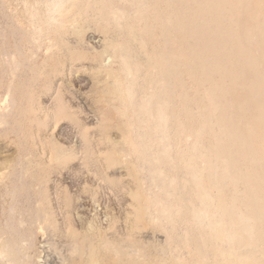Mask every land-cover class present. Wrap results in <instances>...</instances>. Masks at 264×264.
<instances>
[{
    "label": "bare ground",
    "instance_id": "bare-ground-1",
    "mask_svg": "<svg viewBox=\"0 0 264 264\" xmlns=\"http://www.w3.org/2000/svg\"><path fill=\"white\" fill-rule=\"evenodd\" d=\"M89 18L101 23L102 36H90L100 50L72 57L87 42L70 36ZM86 70L99 84L89 116L102 135L105 121L121 119L137 219L152 215L165 257L87 223V233H65L60 264H264L263 0H0V134H15L20 146L14 163L0 165V264H49L33 252L41 232L42 251L56 246L37 150L90 165L97 154L118 158L107 136L97 143L107 150L94 152L59 93L60 82ZM40 88L53 90L47 106ZM61 119L78 157L55 141Z\"/></svg>",
    "mask_w": 264,
    "mask_h": 264
},
{
    "label": "rangeland",
    "instance_id": "rangeland-1",
    "mask_svg": "<svg viewBox=\"0 0 264 264\" xmlns=\"http://www.w3.org/2000/svg\"><path fill=\"white\" fill-rule=\"evenodd\" d=\"M84 23L85 24L83 25V29L81 30L82 33L80 32L81 34L80 33L73 34L70 37H72V40H73V38H75L74 36L76 35L77 41L81 42V44L85 45V43L86 42L87 43L85 47L81 45L79 49L73 52L72 57L79 56V55L89 56L88 54L91 55L96 50L97 51L100 50L99 47L95 43V39H92L90 36L93 34L96 36H102L100 32L101 23L97 22L96 20H93L92 18H89ZM87 25L88 26L90 25V26L88 27ZM91 27H93L92 30H91ZM87 28H89V31ZM87 44L89 46H87ZM87 47L88 48L90 47L89 51L88 49H86ZM91 49L92 51H90ZM81 72L77 74L76 73L71 74L67 82H62V84L60 82L59 86H57L55 82H52V86L55 88L59 87L58 88L59 93L63 96V98L66 101L69 102L68 104L71 108V112L73 116L76 119H78V121L80 120L79 121L80 124L82 123L80 125L81 128L83 127L86 129L85 130L86 136L92 139L93 143L95 142L93 144L94 152H97V150L98 151L107 150L109 143H105L104 141H102L103 144H101V146L99 145L101 143L100 141L102 139H105L104 136H107L109 138V139L107 138L109 141H111V139L112 141L115 140L114 142L111 141L110 143L114 144V147L116 148L117 151L121 149L118 152L120 154L122 153L123 154L119 155L118 153V158H117V153H116L115 155L116 159L113 158L108 161L106 160L105 155L103 156L101 155L100 157V155L98 156L97 154L98 157L96 155L95 157L99 158V160L95 164L91 163L90 165V163L87 164L86 162L80 163L81 162L79 161L80 158H75V157L69 160L66 159L67 162L65 159L64 160L61 159L60 161V159H58L56 156L49 155L48 152L50 151L48 148L44 147L43 150H41L42 148H40L39 150L36 149L38 152L43 151L42 153H40L42 154V156L40 158L41 162H39L38 167L44 169V170L41 169L42 173L45 171L44 172L45 174L43 173L44 176L41 175L42 180H39V184L41 182L42 184H44L45 182V184L43 185V188L45 190L46 202L48 206H50L49 209H51L50 211L52 212V216L54 217L53 220L54 222H56V226L57 225L59 226H57L56 235L52 237L54 239L53 241L55 242L56 246L54 248H46L45 251H42L43 249L40 248V246L45 244L44 238H46L45 237L46 235L43 232H41V233H38L36 237V241H35L36 246L33 252H36L37 250L36 253L48 259L49 264H60L61 262L60 257H62L63 255L67 253L66 247H65L66 246L65 240H67L65 238L66 237L65 233L67 235L77 234L78 236H80L85 232L87 233L88 226H89L88 224H92V225L94 224V226L98 225L97 227L101 229L102 232L104 231L103 234H105L106 238L110 236L108 237L109 240L114 235H116L117 238L113 237L111 240L122 241L123 239L127 237H132L133 239L137 237V240L139 239L138 241H139L140 247L144 250L146 249V252H148V254H151L152 257L159 256V258H164L165 256L159 253L160 249L158 250V248L162 249L163 248L162 246H164V242L161 240V239L164 240V237H163L164 233H162L161 230L157 229L158 228L157 223L154 222V224L153 223L151 224V221L153 222L152 215L151 217H149L150 214L149 215L147 214L148 216L147 215L144 216V218L140 221L137 219V210H136L137 202L135 199V195H133L135 194L134 189H136V186L134 185L133 175L132 173H130L132 172L131 164L134 158L133 156L128 155L127 152H125L126 150H122V148L123 149L125 148L124 141H123L125 138V134L123 132L124 131L123 126L120 124L121 119L113 116L110 119H108V121H105V124L109 125V129L107 130L106 135L101 134L99 125L97 124L98 123L97 119L95 117L89 116V112H88L89 110H92L93 108H96L98 106V102H97L98 87L97 86L99 84L97 85V83L92 82L93 81L92 75L94 74L93 70H90V73H89V70L83 71L84 73L83 72L81 73ZM40 89L36 91L38 101L41 104L43 103L42 105L47 106L50 103L49 102L50 96L53 90H48L46 88L45 90L44 88H42L41 89L42 92H41ZM46 93L48 94L46 95ZM81 96L82 98L84 96V98L86 97L87 100H89V102L87 101L89 104L86 103L88 106L86 104L83 105V103L80 101L79 97ZM87 115H88V118H87ZM66 120L61 119V121H59L56 127V130H55V133H54V137L56 136L55 141L60 146L64 147L65 149L66 148L68 149V150L66 149L67 153L69 152L68 155L76 151L75 152L77 153L76 157H78V155H81L79 154V152L81 153V150L78 149L77 144H75L77 143L76 141L78 139L74 137L75 136L74 133L71 131V129H69L68 119ZM72 133L74 136L71 135ZM7 134H3V135L0 134V165L3 164V166L5 167L6 165L8 167L12 163H14L13 160L15 159L17 160L18 155L20 153V146H18L19 144H18L17 137L15 136V134H12V133L10 134L7 133ZM121 136L123 140L121 139ZM95 137L96 139L97 138L98 139L96 140ZM74 140H75V143H73ZM70 142L73 143V145ZM115 142L118 144H116ZM97 143L99 144L97 145ZM124 153H126L127 155ZM47 156H49L50 158ZM45 158L47 159L48 162L45 161L46 160ZM42 161H44V164ZM4 163H6V165ZM63 163L67 166H65ZM91 168H93L94 171ZM45 169L46 170L48 169V170L46 171ZM4 171H7V170H4ZM0 172H3V171H0ZM129 174L132 176L130 177ZM48 180L50 181L48 182ZM35 188H36L35 191H37L36 197H38L37 196L39 195L38 188L37 187ZM134 203H136L135 207H134ZM131 209H132V212H131ZM143 220L145 223L142 222ZM133 227H135L136 229H134ZM83 229H85L86 231L85 230L83 231ZM148 229L151 232H153V235L151 236H153L154 239L152 237H148L149 240L151 239H152L151 241L154 240L153 244L152 242L148 241L147 238L144 239L138 236L140 232L149 231ZM133 230H135V232H137L138 234L136 233L135 235V232ZM130 233L132 235H130ZM158 234L162 236L160 235L158 236ZM118 235L121 236L122 238L119 239ZM156 236L159 237L158 240L160 238L161 239L157 241ZM161 242H162V245H160ZM158 244L161 247H157L159 246ZM155 248L157 249V251ZM154 252L155 254H157V256L153 254Z\"/></svg>",
    "mask_w": 264,
    "mask_h": 264
}]
</instances>
